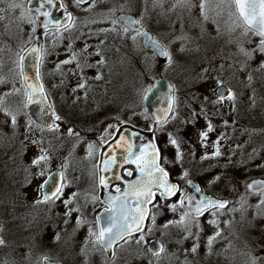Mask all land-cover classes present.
Returning a JSON list of instances; mask_svg holds the SVG:
<instances>
[{"label": "rangeland", "instance_id": "rangeland-1", "mask_svg": "<svg viewBox=\"0 0 264 264\" xmlns=\"http://www.w3.org/2000/svg\"><path fill=\"white\" fill-rule=\"evenodd\" d=\"M13 2L25 8L10 7ZM202 2L204 10L200 8ZM63 4L71 11L75 27L86 30L71 48L73 52L87 54L90 50L85 44L87 37L102 38V34H97L107 32L104 26L117 19L118 13L126 12L142 18L143 25L168 47L174 64L167 67L166 58L143 51L141 38L131 39L135 33L126 38L116 33L114 57L102 59L99 55L100 60L91 69L85 68V63L58 68L62 60L71 56L62 51L47 66L49 76H45L46 83H43L50 104L61 117L55 120L53 116V124L59 127H36L25 111L27 93L17 66V53L30 45L35 34L26 17L36 16L25 10L27 0H0V79L4 80L0 83L3 102L0 107V237L5 240L0 245V264H44L45 256L64 264H184L185 260L190 264H250L253 255L258 258V264H264V204H260L264 194L255 198L246 191L251 179L264 177V158L256 160L257 167L250 161L257 150L264 148V141L239 138V134L250 135L254 131L257 134L254 138H259L258 132L264 137V118L259 111L264 109V68L261 67L264 52L260 50V41L250 32L243 34V29L229 15L231 9L224 0H191L193 7L182 5L178 0H95L91 11L84 10L88 4L79 6L71 0H63ZM112 9L115 12L110 15ZM70 28L74 29L71 25ZM58 44L56 33L48 32L47 37L42 33V48L51 53ZM241 47L251 54L250 58L240 51ZM122 51L138 59L143 68L134 82L126 84L125 96L121 76L127 72L122 67L127 59L122 58ZM91 59L89 62L95 57ZM64 72H69L71 78L64 80ZM97 76L102 78L96 79ZM162 76L172 83L175 102L167 122L156 125L145 117L141 96ZM218 80L235 93V101L227 98L219 101ZM81 83L85 88L78 87ZM2 108L16 114L15 126ZM227 110L241 111L240 119ZM224 118L231 120L224 122ZM209 122L220 133V156L213 155L217 141L201 136L208 131ZM121 124L133 125L155 136L164 152L162 164L172 170L182 190L170 203L157 200L151 205L149 217L156 215V226L147 233L152 227L149 218L145 227L147 244H136L138 236L129 238L130 242L120 244L115 256L108 259L95 243V236L89 235L90 230L96 233L97 199L93 200V196L98 198V194L93 172L100 146ZM170 137L177 140L179 149L171 144ZM41 149L46 151L50 162L45 175L36 176L40 169L32 161L41 154ZM178 151L183 154L182 160L177 158ZM205 156L208 158L202 159ZM58 168L67 169L63 195L55 200L59 204L54 203L53 207H50L52 201L37 204V200L43 199L41 185L45 177ZM185 171L187 177L182 175ZM189 179L198 181L204 193L228 201L224 209H214L198 218L199 228H192L199 235L198 241L195 235L184 239L188 233L181 226L162 227L168 221H178L186 211L177 206L173 212L169 205L177 203L188 192ZM72 199L79 204L77 217ZM65 200L72 203L66 205ZM69 208L73 209L72 214L66 216ZM76 220L83 222L78 225ZM210 220L215 223L210 224ZM217 231L220 236L213 241L209 254L208 239ZM57 234L59 241L55 240ZM152 238L160 239L166 249L159 259L148 251V241ZM194 243L199 244L196 253L190 251ZM185 249L189 250L187 255Z\"/></svg>", "mask_w": 264, "mask_h": 264}, {"label": "snow or ice", "instance_id": "snow-or-ice-1", "mask_svg": "<svg viewBox=\"0 0 264 264\" xmlns=\"http://www.w3.org/2000/svg\"><path fill=\"white\" fill-rule=\"evenodd\" d=\"M158 2V0H157ZM178 2L182 5L193 7L194 5L191 4V0H178ZM227 4V7L231 9L229 15L234 17L236 26L241 27L243 29V34L247 35L249 32L254 33L256 36L260 37V50L264 52V0H224ZM77 5L88 4V8L84 9L85 11H91L92 8L95 7V0H75ZM50 6L47 11H45V7ZM10 7L12 8H25V5L16 4L13 2ZM56 7L55 0H41V4L39 8L35 9V12L38 13L36 18H33L31 15L26 17L29 24H32V32H36V25L39 16H43L46 19L43 21L42 26L44 29L45 37L48 36L49 26H55L59 29L60 26L65 24L64 21L56 20L53 18V13L51 11L52 8ZM61 8L65 9V14L67 16V22L71 24L72 27H75L73 23V17L70 12H67L65 5L63 4V0H61L60 4ZM219 7V5L217 6ZM200 8L202 10L205 9V3L200 4ZM28 13L32 12L30 7L25 9ZM115 9L110 10V15L114 14ZM204 19H208L207 12H203ZM93 23L96 21L93 20ZM113 25L120 23L122 25L123 32L125 34L134 32L135 34L132 35L131 39L133 41L136 40L137 36H142L144 38V42L147 45H150L153 50L156 51L157 55L166 58L167 67H171L174 64L173 56L170 50L166 45L161 43V41L152 37L144 28L141 19H135L132 16H121L118 19H113ZM115 30V29H112ZM108 31V30H105ZM183 51V48L181 49ZM240 51L247 57H251V54L243 47H241ZM37 54V58L39 60H43L44 57L47 55V50L38 46H33L27 54H25V50L23 48L17 53V66L20 69L19 74L24 80L26 86V93H27V103L24 107H27L28 104L31 103H40L47 99V95L44 90L43 83L40 82V72H39V65H36V83H28L29 77L24 72V62L26 60L27 55ZM99 55V53H97ZM76 58V54L73 53L70 59L64 60L61 64H71L72 61ZM99 63H103L100 61ZM60 67L59 65L57 66ZM167 67L165 70H167ZM264 68V64L261 65ZM223 68V65H221ZM208 72V69H205V73ZM102 77L97 76L96 79H101ZM249 81L252 80V76H248ZM0 83H4L3 79H0ZM85 84L81 83L78 85L80 88H85ZM170 89V98L172 100L169 103L167 109L164 110L163 116H156L154 117L157 123H166L167 117L173 111L175 97L171 93L173 92V86L169 85ZM152 86L150 85L146 88L141 96V100L146 101L148 95L152 92ZM15 91L19 92V89H15ZM227 97H225V89L223 87V81L218 80V87L216 89L217 95L219 96V101H223L227 98L230 101H235V93L231 91V89H227ZM5 95H8L6 93ZM37 95L40 97L39 100L36 99ZM3 102L0 101V107H2ZM49 108H52V105H48ZM2 110L11 117L12 124L15 126L17 123L16 114L9 108H2ZM52 115L55 117V120H60L61 117L56 115L55 110H52ZM145 117L147 118V110L144 113ZM174 118V117H173ZM30 126V125H29ZM51 129L58 128L59 125L52 124V125H45ZM111 127V126H109ZM208 130L211 131V123L209 122ZM69 134H72L71 129H69ZM78 135V134H77ZM201 136L206 138L207 132L201 133ZM122 144L118 145L120 147H124L125 155H124V163H133L136 165L137 169L140 172V177L135 180L134 182L128 183L126 190H121L119 187L116 188V192L119 194L117 196H112L109 194V197L106 201L108 207L105 208V212L109 214L107 223L99 227L98 233H93L91 230L89 231L90 236H95V243L99 244L103 249H113V256H115L114 246L120 240H125V242H130V239L135 233H139L138 238L135 239L136 244H147L146 240V232H145V220H151L152 227L147 229V233H150L153 227L156 226V215L152 214L149 217V209L147 205L152 203L153 199L155 198L156 191L160 190L161 197L167 199L169 197L175 196L177 192L180 191L179 185L169 183L168 176L169 173L165 170L164 167L161 166L160 163V150L155 144H151L150 146H141L139 152L136 150L135 144L132 140L127 139L125 137L120 138ZM171 144L175 145L177 149H179V144L176 139L170 137ZM33 143H37L33 141ZM217 150L213 153L214 156H220L221 153L219 151V141L216 142ZM92 145H89L91 149ZM148 147L151 148V151H148ZM177 158H183V154L179 151L177 152ZM208 157H202V159H207ZM50 162V157L47 155L44 149H41V154L33 159L32 164L40 169L36 176H44L45 175V168ZM117 164V158L115 155L107 158L103 161V172L110 171L114 166ZM98 167V166H96ZM128 176H132L133 172L131 170L128 171ZM60 177L61 183L59 186L55 187L53 191L46 192L43 195L42 200H37V204L41 203H48L49 201L54 202L56 199H59L60 196L63 195V188L66 186L62 183L65 179L64 173L61 171L58 173ZM183 177L188 176V172H183ZM117 179H121V177L117 176ZM53 176H49L48 179L44 181L41 185V188H45L48 183L53 180ZM216 180L219 177H215ZM189 185H191L195 192L200 193V198H196L195 196L189 194L187 196L182 195L177 203L170 204L169 207L173 212L176 211L177 206L186 209V211L182 212L180 219L168 221L162 227L164 229L169 228L170 225L181 226L185 232L188 233V236H185L184 239H188L189 236H196V240H199V235L192 232L193 227L199 228V221L198 218L202 216L206 211L210 209H224L227 206V201L215 200L211 197L204 196L200 187L196 185L193 181H188ZM99 186L102 188H108L109 182L108 178L104 175L99 176ZM247 187L249 189H255L261 194H264V181H253L251 184H248ZM75 196V194H73ZM131 198V199H129ZM97 197L93 196V200H96ZM64 203L66 205H70L72 203L71 200H65ZM260 204H264V200L260 201ZM75 211L79 212L80 209L77 207L74 209ZM73 209L69 208L68 211L65 213L66 216H71ZM213 216L216 215L215 212L212 213ZM68 221L65 220V223ZM83 221L77 220V224H81ZM209 223H215L214 220H210ZM2 231V229H0ZM202 231V229H201ZM220 236V232L217 231L214 236L209 237L208 239V249L209 254H211L212 244L216 237ZM55 240L59 241L60 236L57 234L55 236ZM5 240L0 237V245H4ZM199 247L198 243H194L190 251L192 253H196ZM152 251V254L159 259L163 253L166 252V249L163 243L159 244L158 250H153L151 247L149 248ZM188 249H185V254L187 255ZM45 264H59L56 260H51L49 257H44ZM184 264H190L189 261L185 260ZM250 264H258V258L256 256L251 257Z\"/></svg>", "mask_w": 264, "mask_h": 264}, {"label": "water", "instance_id": "water-1", "mask_svg": "<svg viewBox=\"0 0 264 264\" xmlns=\"http://www.w3.org/2000/svg\"><path fill=\"white\" fill-rule=\"evenodd\" d=\"M56 2V7L52 8L51 11L53 13V18L56 20H61L64 21L65 24L63 26H60L59 29L68 26L69 23L67 22V16L65 14V11L63 12V14L56 12V9L60 7L61 4V0H55ZM41 4V0H29L28 3V7H30L32 9V12L36 14V16H38V13L35 12L36 8H39ZM50 6L45 7V11L48 10ZM67 12H70L69 10H67ZM71 13V12H70ZM132 16L135 19L136 16L131 14V13H119L117 15V19L121 16ZM46 18L43 16H39L38 19V28L32 38V42L29 45V47L25 50V54H27V52H29L31 50V48L33 46H38L41 47V34L44 31L42 23ZM55 28L57 29L55 26L50 25L49 29ZM143 28L153 37L152 33L149 32L144 26ZM155 38V37H154ZM157 39V38H155ZM158 40V39H157ZM160 41V40H159ZM162 43V42H161ZM142 46L145 50L147 51H152L154 52L156 55V51L152 49V47L150 45L145 44L144 42V38L142 37ZM159 58L161 59H165L162 56L157 55ZM36 65H39V59L37 58V54L33 53L31 55H27L26 56V60L24 62V72L28 75L29 77V81L28 83H36ZM23 80V78H22ZM41 82V81H40ZM24 83V80H23ZM172 85V83L170 82V80L167 77H159L157 78L153 83H152V92L148 95V98L146 101H143V106L144 109L147 110V116L150 119V121L153 124H162V123H157L154 119V117L156 116H163L164 114V110L167 109L169 103L172 102L171 98H170V89H169V85ZM25 86V83H24ZM173 86V85H172ZM225 89V94H226V90L227 87L223 86ZM26 88V86H25ZM173 95V92L171 93ZM217 94V92H216ZM37 100L40 99V97L37 95L36 97ZM26 103H27V98H26ZM25 103V104H26ZM48 105H50V102L48 100V98L40 103H31L28 104L27 107H25V110L29 116V118L38 126L43 127V128H49L46 127L45 125H52L53 124V117H52V110L53 108H49ZM170 114L168 115L167 119L169 118ZM121 137H125L127 139H130L134 142L136 150L139 152L141 146H150L151 144H155L158 147L157 141L154 137L153 134L147 132V131H143L141 129L132 127L128 124H122L120 126V130L117 134V136L110 141L109 143H106L105 145H103L100 149V153H101V166H100V175H104L108 178V182H109V186L108 188H103V193H102V202L108 207L106 201L109 197V194H111L112 196H117L119 195L116 191H112L110 189V185L112 183H121L122 184V191L127 189L128 183L134 182L135 180H137L140 177V172L137 169L136 165L133 163H124V155H125V151H124V147H120L118 145L122 144L121 141ZM159 148V147H158ZM148 151H151V148L148 147ZM115 155L117 158V164L116 166H114L110 171L108 172H103L102 169L104 167L103 165V161L107 158H110L111 156ZM161 157V154H160ZM125 166H132L134 168V175L130 178H125L122 175V168ZM167 171V170H166ZM61 170H54L52 171L47 177L46 179H48L49 176H53L54 179L51 180L48 185L42 189L43 194L46 192H51L54 190L55 187L59 186V184L61 183L60 181V177L58 175V173H60ZM168 172V171H167ZM119 176L121 177V179H117L116 177ZM45 179V180H46ZM44 180V181H45ZM168 180L169 183L171 184H177L179 185L178 182L171 180L170 175L168 176ZM191 181H193L196 185H199V183L196 180L190 179ZM253 181H264V177H257L254 178L252 180H250L248 182V184H251ZM44 183V182H43ZM247 184V185H248ZM188 187V192L184 195L187 196L189 194L195 196L196 198H200V193L195 192V189L189 185V183L187 184ZM180 188V185H179ZM201 189V188H200ZM248 191L251 193H261L255 189H249L247 187ZM156 192L160 193V190H155ZM178 193V192H177ZM203 193V192H202ZM204 196H208L211 197L215 200H221V201H227L225 199H220V198H215L213 196H209L203 193ZM174 197V196H172ZM169 197V198H172ZM131 199V198H129ZM155 200V198L153 199V201ZM152 201V202H153ZM150 204L147 205V208L150 210ZM106 208V207H105ZM105 208L99 210L96 215V222H97V230L99 231V227L102 225H105L107 223L108 220V216L109 214L105 212ZM211 210V209H210ZM208 212V211H206ZM205 212V213H206ZM147 220V219H146ZM145 220V223H146ZM137 234V233H135ZM122 241V240H120ZM120 241H118L117 243H119ZM116 243V244H117ZM162 243L161 240L159 239H152L149 244H148V250L151 247L153 250H158L159 244ZM115 244V245H116ZM105 250V249H104ZM107 253L108 258H111L113 256V249H108L105 250ZM149 252L152 253V251L149 250ZM62 264V263H59Z\"/></svg>", "mask_w": 264, "mask_h": 264}, {"label": "trees", "instance_id": "trees-1", "mask_svg": "<svg viewBox=\"0 0 264 264\" xmlns=\"http://www.w3.org/2000/svg\"><path fill=\"white\" fill-rule=\"evenodd\" d=\"M68 1V0H67ZM104 28H106V30H108L107 32L108 33H106V32H104V33H102V36H103V38H101V39H97V41H99V44H98V48L101 50V49H104L105 50V55L102 57V59L103 58H106V57H110L111 58V56H112V52L114 51V47H115V34L117 33V31L120 33V35H125V33L123 32V29H122V26H120L118 23L116 24V25H113L112 23H110V25H107V26H104ZM115 29V30H112V29ZM81 28L80 27H74V29L73 30H71V28H70V30H69V28H68V30L66 31V30H64V31H62V32H58V31H51V32H53V33H56L57 35H58V41H59V44L56 46V48H55V50H53V51H51V53H53L52 55H46L45 57H44V59L40 62V74H41V76H42V79H43V83H46L45 81H46V79H45V76L46 75H48L49 76V72L47 71V66L50 64V62H52L53 60H55V58L57 57V55L64 49V48H72V46H74V44L76 43V41H78L79 39H78V37H80L81 36V30H80ZM112 32L113 33V35H111V34H109L110 32ZM63 33H65V34H63ZM129 34H130V32H129ZM98 35L100 36V34L98 33ZM253 35V34H252ZM255 38H257L259 41H260V38L258 37V36H256V35H253ZM69 45V46H68ZM50 51V50H49ZM108 52V53H107ZM127 59V64H125L124 66H122V67H125L126 69H127V72H125V75L124 76H121L122 77V79H123V87H122V93H123V96H125L126 95V91H125V89H126V84H130L131 82H134L133 80L135 79V77L136 76H138L139 74L141 75L142 74V70H143V68H142V63H139V62H137L138 61V59H135V58H133L132 57V55L130 54V56L128 57V58H126ZM95 63L94 64H91V67L89 68V69H91V68H95ZM59 66H61V67H66V66H69V68H73V66H74V63H71V64H61V62L59 63ZM66 68H64V70H65ZM98 71H100L99 69L97 70V72ZM64 73H66V72H64ZM47 77V76H46ZM240 111V110H239ZM259 111H261V117L263 116V118H264V109H261V110H259ZM238 110L237 111H234V110H227V113L228 114H230V115H232V116H234V117H238L239 119H240V116H241V111L240 112H238ZM231 117V116H230ZM229 120H231L230 118H228ZM227 118H224V122H225V120H227V122H229V120H228ZM260 120V119H259ZM210 123H212V130H214V131H209L208 130V128H207V137L208 138H211V139H213L214 141H219V140H221L220 139V133L218 134V130L217 131H215V127H217V126H214L213 127V122H210ZM223 124V123H222ZM232 127H235L236 129H237V125H233ZM259 131H261V130H259ZM257 132V131H256ZM257 136V134L255 133V131L253 132V133H250V135H249V133L248 132H245L244 134H242V135H240L239 134V138H241V139H245V140H247L248 139V137H249V140L250 141H253V140H260V141H264V137H261L262 136V133H260V132H258V136H259V138L258 139H256V138H254V137H256ZM253 139V140H252ZM250 141H248V142H250ZM257 141H255V142H257ZM260 145V144H259ZM263 145V144H262ZM261 146V145H260ZM159 149H160V152H161V156H162V160H163V157H164V152H163V149L161 148V146H159ZM264 158V148H262L261 147V150H257V153L251 158V160L250 161H253L252 162V164H255L256 165V167H257V162H256V160H260V159H263ZM164 159H165V157H164ZM256 162V163H255ZM166 167H167V165H166ZM168 168V167H167ZM171 170V169H170ZM170 173H171V177L173 178V179H175L174 178V174H173V172H172V170L171 171H169ZM198 180L200 181V183L201 184H203L202 183V180L200 179V178H198ZM203 187V186H202ZM257 197H259V196H257ZM157 200L158 201H160V202H164V203H170L172 200H167V199H164V198H161V197H159L158 196V198H157ZM204 217V216H203Z\"/></svg>", "mask_w": 264, "mask_h": 264}, {"label": "flooded vegetation", "instance_id": "flooded-vegetation-1", "mask_svg": "<svg viewBox=\"0 0 264 264\" xmlns=\"http://www.w3.org/2000/svg\"><path fill=\"white\" fill-rule=\"evenodd\" d=\"M29 3V0H27V4ZM65 9H63V8H61V7H59V8H57L56 9V12H58V13H62L63 11H64ZM65 29H68L67 27H64V28H62V29H60V30H65ZM114 29V28H113ZM81 30V34H83L86 30L85 29H83V28H81L80 29ZM51 31H54V30H50L49 29V33H51ZM110 32V31H109ZM106 33H108V32H106ZM117 33H119L118 31H117ZM100 35L102 34V33H99ZM109 34H111V35H113V33L112 32H110ZM120 34V33H119ZM85 35V34H84ZM98 35V34H97ZM129 37L130 35H129V33H127V34H125L124 35V37ZM83 37V36H82ZM82 37L80 36V37H78V39L79 40H81L82 39ZM125 37V38H126ZM140 38H141V44H142V37L141 36H139ZM102 38H103V36H102ZM97 36L96 37H93V38H89V37H87V43H85V44H88L89 45V47H90V50H89V52L86 54L84 51H78V52H73V50H71V48H64L62 51H65V54L66 53H68V55L70 54L71 56H68V58H66V59H64V60H67V59H70L71 57H72V54L73 53H75L76 54V58H75V61L73 60L72 61V63H74L75 65H76V67L77 66H80V63H85V68H87V69H89L90 67H91V64H94L95 62H98V60H100V56L99 55H101L102 57L105 55V50L104 49H99L98 48V44H99V41H97ZM99 39H101V37H99ZM116 39V38H115ZM78 40V41H79ZM117 40V39H116ZM76 43H77V41H76ZM76 43L74 44V46L76 45ZM69 46V45H68ZM74 46H72V47H74ZM142 46V45H141ZM42 48V47H41ZM143 49V48H142ZM61 51V52H62ZM67 51V52H66ZM129 51V50H128ZM128 51H126L125 53H123V51H122V53H123V56L124 57H122L123 59H126V58H128ZM90 52H91V55H89V56H91V57H95V59H93L94 61H92V62H89V60H92L91 59V57H89L88 56V54H90ZM97 53H99V55H97ZM108 53V52H107ZM52 55L53 53H50V51H47V55ZM93 55V56H92ZM114 55H115V50L112 52V56H111V58L112 57H114ZM58 56V55H57ZM108 58H109V56H108ZM64 60H62V61H64ZM61 61V62H62ZM75 70H73V72H74ZM70 72V71H69ZM69 72H66V73H63V77H64V80H66V79H69V78H71V76L69 75ZM70 76V77H69ZM87 82V81H86ZM229 88V87H228ZM73 90V89H72ZM46 94H47V92H46ZM48 97V96H47ZM54 109V108H53ZM30 120V119H29ZM118 132H119V127L117 128V130L115 131V133L113 134V136L109 139V140H107V141H105L101 146H100V148H99V150H98V153L96 154V158H95V161H96V163L94 164V172H93V177H94V180H95V182H96V188H97V194H98V198H97V204H96V206H95V208L97 209V211L94 213V216L96 215V213L99 211V210H101V209H103V208H105V207H107L103 202H102V193H103V188L102 187H100L99 186V176H100V166H101V159H102V157H101V153H100V149H101V147L103 146V145H105L106 143H109L111 140H113L116 136H117V134H118ZM96 166H98V167H96ZM59 170H61L63 173H64V175H65V171L67 170V169H65V170H62V169H60V168H58ZM56 170V169H55ZM129 170H131L132 172H133V175H134V168L132 167V166H125V167H123L122 168V175L125 177V178H130V177H132V176H128V171ZM53 171V170H52ZM52 171H50V172H52ZM49 172V173H50ZM48 173V174H49ZM62 183L64 184V180L62 181ZM117 187H119L120 189H122V184L121 183H112L111 185H110V189L112 190V191H116V188ZM64 189H65V187H64ZM246 191L247 192H249L248 190H247V186H246ZM251 195H253L255 198H258L257 196H260L261 194H251ZM72 198V197H71ZM69 199V198H68ZM75 199V198H74ZM73 200V199H72ZM48 203H50V201L48 202ZM54 203H57V204H59V202H57V201H54L53 203H50V207L52 206L53 207V205H54ZM73 204H74V209L75 208H77V207H79V204H77L76 203V201L75 200H73ZM50 207H48L49 209H50ZM75 211V210H74ZM77 214H75V217H77L78 216V212L77 211H75ZM78 219V218H77ZM77 221V220H76ZM95 223H96V233H97V222H96V220H95ZM0 227H1V225H0ZM146 227V226H145ZM44 229V228H43ZM45 232H46V230H44L43 231V234H44V238H45ZM137 236H139V234H136V235H134V236H132V237H137ZM131 237V238H132ZM126 239H129V238H126ZM153 239V238H152ZM151 240V239H150ZM149 240V241H150ZM125 240H122L121 242H119V243H117L115 246H114V251H115V249L120 245V244H122L123 242H124ZM148 241V242H149ZM101 247V246H100ZM101 249L105 252V250L101 247ZM106 253V252H105ZM114 256H112L111 258H108V259H112ZM44 260V259H43ZM52 260V259H51ZM59 262V261H58ZM59 263H62V262H59ZM44 264H45V261H44ZM62 264H64V263H62Z\"/></svg>", "mask_w": 264, "mask_h": 264}]
</instances>
